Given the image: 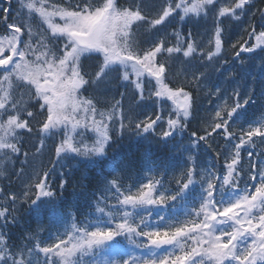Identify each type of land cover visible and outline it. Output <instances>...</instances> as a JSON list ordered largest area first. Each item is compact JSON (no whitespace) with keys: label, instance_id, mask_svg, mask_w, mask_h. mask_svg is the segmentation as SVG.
<instances>
[{"label":"snow or ice","instance_id":"obj_1","mask_svg":"<svg viewBox=\"0 0 264 264\" xmlns=\"http://www.w3.org/2000/svg\"><path fill=\"white\" fill-rule=\"evenodd\" d=\"M249 59L264 0H0V264H264Z\"/></svg>","mask_w":264,"mask_h":264},{"label":"trees","instance_id":"obj_2","mask_svg":"<svg viewBox=\"0 0 264 264\" xmlns=\"http://www.w3.org/2000/svg\"><path fill=\"white\" fill-rule=\"evenodd\" d=\"M229 29L231 30V25L228 26ZM187 28L189 30H192L194 32L198 31L201 35L200 37H198V39H203L204 41H207L208 39H210V28H211V23L210 21L207 24V27H198V28H193L192 25H187ZM171 31V29H170ZM234 39L236 38L235 36L233 37ZM244 55H248V54H244ZM241 71V75L244 77L242 83L247 82L250 78L251 75H255L257 78V89L259 90L260 87L264 86V81H262V76H261V65L260 62L258 60H252L249 59L248 61H246V66L245 69L240 70ZM250 111L252 112H256L257 109L254 107L252 109H250ZM258 115V113H257ZM193 128L196 127L195 122L193 123ZM54 145V141H47V148L45 150V152L43 153V155H41L37 160L33 161V164L35 167L39 168L41 166L47 167L49 165V161L53 158V152H52V148ZM30 147V146H29ZM27 150V149H26ZM22 159V158H21ZM7 183V181L0 179V184H5ZM13 190L14 191H19L20 190V186L17 183L13 184ZM73 191L72 188H69L67 193H65L66 197L69 200H74L75 198L72 197L70 194ZM82 211V209H81ZM44 215H47V212H44ZM18 219H19V227H15L10 229L11 231V235L13 236L14 241L19 242L18 240H16L17 237H20L23 233H22V228H26L28 227L34 220V214L30 213L29 210L27 208L23 209L19 214H18ZM41 240L46 241L48 239V233L45 232L43 233V235L40 237Z\"/></svg>","mask_w":264,"mask_h":264}]
</instances>
